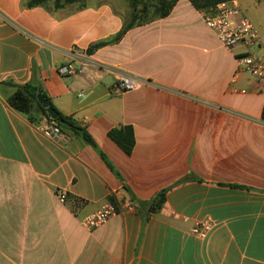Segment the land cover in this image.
<instances>
[{
    "label": "crops",
    "instance_id": "obj_1",
    "mask_svg": "<svg viewBox=\"0 0 264 264\" xmlns=\"http://www.w3.org/2000/svg\"><path fill=\"white\" fill-rule=\"evenodd\" d=\"M26 1L0 0V264H264V87L236 71L245 48L220 47L205 11L178 0L167 17L88 52L120 32L125 0ZM71 50L89 56L87 72L60 77ZM119 74L149 84L111 95ZM25 84L96 149L71 130L44 136L51 120L12 109ZM122 126L133 129L130 155L108 137ZM164 190L160 207L141 206ZM126 201L133 211L81 225ZM201 220L214 224L202 239L190 234Z\"/></svg>",
    "mask_w": 264,
    "mask_h": 264
},
{
    "label": "built area",
    "instance_id": "obj_2",
    "mask_svg": "<svg viewBox=\"0 0 264 264\" xmlns=\"http://www.w3.org/2000/svg\"><path fill=\"white\" fill-rule=\"evenodd\" d=\"M239 5L228 0L221 2L204 12L203 21L205 27L215 36L220 47L232 50L234 47L245 48V53L236 57L237 73H244L256 81L258 85L264 87V42L251 23V21L241 14ZM71 61L56 69L60 77L84 76L87 72L89 56L84 52L70 51ZM149 84L138 77L119 74L114 83L109 88L111 95H119L125 92H132L142 85ZM42 134L49 138H56L61 135L59 128L52 121L42 130ZM57 199L63 203L66 198L64 191L56 193ZM133 211L134 205L131 201H126L121 205L106 204L95 213L85 216L81 225L87 230H93L105 224L108 219L122 211ZM214 224L210 220L196 223L190 234L197 238L206 237L213 229Z\"/></svg>",
    "mask_w": 264,
    "mask_h": 264
},
{
    "label": "trees",
    "instance_id": "obj_3",
    "mask_svg": "<svg viewBox=\"0 0 264 264\" xmlns=\"http://www.w3.org/2000/svg\"><path fill=\"white\" fill-rule=\"evenodd\" d=\"M80 0H27L25 6L28 8L34 6L46 5L47 3H53L54 8H61L65 5L79 2ZM128 8L130 10L129 18L120 32L116 34L109 40L100 41L91 45L88 49V52L95 51L98 48L106 46L111 43L118 42L124 34L130 29L144 25L156 19H163L169 15L172 8L178 0H125ZM190 4L196 9L201 11H206L215 5L228 1V0H188ZM41 93V90L38 86L25 84L23 86H17L14 94L8 99V103L12 109L15 111L26 115L31 116L33 114H41L47 119L51 120L47 115L45 109L38 103L37 95ZM46 99L49 106L54 108L50 101L42 94ZM54 110L58 113V116L55 120H51L59 128L60 132L62 130H71L76 135H78L84 143L92 146L96 149L95 144L92 138L83 130L78 128L74 121L70 117H66L58 112L55 108ZM261 121L264 123V107L261 112ZM108 137L113 141L126 155H130L134 148V133L133 129L130 126H122L119 128L112 129L108 132ZM100 157L105 161V157L99 153ZM165 190L158 193L152 201L147 203H142L141 206H148L149 208H158L163 203L165 198Z\"/></svg>",
    "mask_w": 264,
    "mask_h": 264
},
{
    "label": "rangeland",
    "instance_id": "obj_4",
    "mask_svg": "<svg viewBox=\"0 0 264 264\" xmlns=\"http://www.w3.org/2000/svg\"><path fill=\"white\" fill-rule=\"evenodd\" d=\"M242 8L247 9L248 12L253 13L255 16V20L257 24H255L256 29H262V25H264V0H239ZM247 16V15H246Z\"/></svg>",
    "mask_w": 264,
    "mask_h": 264
},
{
    "label": "water",
    "instance_id": "obj_5",
    "mask_svg": "<svg viewBox=\"0 0 264 264\" xmlns=\"http://www.w3.org/2000/svg\"><path fill=\"white\" fill-rule=\"evenodd\" d=\"M37 101L45 109L47 115L49 116V118L51 120H55L57 118L58 113L54 110V108H52L51 106H49L48 102L42 96V94L40 92L37 95Z\"/></svg>",
    "mask_w": 264,
    "mask_h": 264
}]
</instances>
